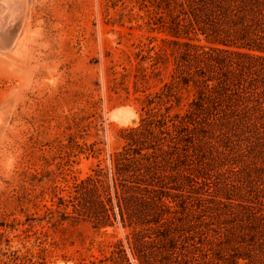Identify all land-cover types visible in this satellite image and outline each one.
I'll return each instance as SVG.
<instances>
[{
  "label": "rangeland",
  "instance_id": "1",
  "mask_svg": "<svg viewBox=\"0 0 264 264\" xmlns=\"http://www.w3.org/2000/svg\"><path fill=\"white\" fill-rule=\"evenodd\" d=\"M176 22L171 0H0V264H110L126 232L61 201L146 112L187 110L184 45H208Z\"/></svg>",
  "mask_w": 264,
  "mask_h": 264
},
{
  "label": "trees",
  "instance_id": "2",
  "mask_svg": "<svg viewBox=\"0 0 264 264\" xmlns=\"http://www.w3.org/2000/svg\"><path fill=\"white\" fill-rule=\"evenodd\" d=\"M171 1L178 31L208 45L188 39L178 66L193 100L123 131L62 216L119 224L110 264H264V0Z\"/></svg>",
  "mask_w": 264,
  "mask_h": 264
},
{
  "label": "bare ground",
  "instance_id": "3",
  "mask_svg": "<svg viewBox=\"0 0 264 264\" xmlns=\"http://www.w3.org/2000/svg\"><path fill=\"white\" fill-rule=\"evenodd\" d=\"M131 121L134 123L135 122V120L134 119H131Z\"/></svg>",
  "mask_w": 264,
  "mask_h": 264
}]
</instances>
